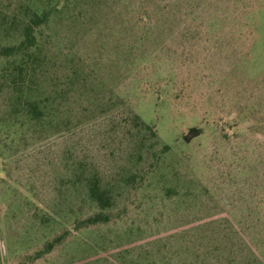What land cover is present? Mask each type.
<instances>
[{
    "label": "rangeland",
    "instance_id": "rangeland-1",
    "mask_svg": "<svg viewBox=\"0 0 264 264\" xmlns=\"http://www.w3.org/2000/svg\"><path fill=\"white\" fill-rule=\"evenodd\" d=\"M132 1L148 6L151 24L138 28L129 13L107 12L104 26L79 41L80 55L94 54L99 73L93 80L102 77L112 90H124L141 118L155 123L160 140L174 147L170 163L183 180L179 192L188 188L190 197L198 196H164L155 180H146L117 202L107 224L80 232L96 242L85 260L138 264L146 256V264H246L257 257L264 263V134L240 121L251 108L264 110V0ZM121 34L147 36L137 49L146 54L118 52ZM4 64L0 56V68ZM166 78L172 85L158 98ZM0 88L3 118L7 87ZM72 105L69 128L78 119L81 128L45 136L20 126L6 135L0 128V264H66L81 256L72 240L29 259L62 229L41 226L40 217L56 198L63 148L78 142L99 169L110 168L109 152L115 153L112 141L101 139L98 108L81 99ZM190 129L198 132L186 141Z\"/></svg>",
    "mask_w": 264,
    "mask_h": 264
},
{
    "label": "trees",
    "instance_id": "trees-1",
    "mask_svg": "<svg viewBox=\"0 0 264 264\" xmlns=\"http://www.w3.org/2000/svg\"><path fill=\"white\" fill-rule=\"evenodd\" d=\"M122 11L129 13V21L138 28L151 24L149 8L143 1L7 0L4 8L0 0V56L5 58L0 68V86L7 87L4 93L6 116L0 117V128L3 127L6 135L15 134L11 129L20 126L24 131L43 136L81 128L80 119L69 128L70 116L75 110L72 104L81 99L88 103L89 109L98 108L100 125H105L101 139L108 143L111 140L115 151L109 152L110 168L99 169L92 158L83 154L78 142L63 148L64 174L56 181V198L48 213L40 217L41 226L51 222L62 225V229L46 240L42 249L33 252L30 260L73 240L81 256L67 259L66 264H92L93 259H85L93 255L96 242L88 236H80V232L107 224L117 214L112 211L117 202L134 193L146 180H155L164 196L171 193L194 199L198 196L194 192L190 197L192 189L188 188L183 194L179 192L177 187H183V180L171 172L174 147L160 140L155 123L141 118L124 90H112L102 77L93 80L94 73H99L98 58L94 54L87 59L80 55L79 41L90 30L104 26L107 12ZM120 36L124 43L118 52L131 51L133 58L146 54V49L139 52L137 49L148 41L147 36ZM171 85L168 78L162 79L161 90L155 91L158 98L167 94ZM241 120L246 121L252 132L264 134V110L261 108H251ZM238 126L239 120L232 123V127ZM225 130L221 129L224 135ZM170 181L173 186L167 185ZM145 257L142 256L138 264H146ZM152 262L154 264L149 260L147 264ZM246 264L264 263L254 257L252 263Z\"/></svg>",
    "mask_w": 264,
    "mask_h": 264
},
{
    "label": "water",
    "instance_id": "water-1",
    "mask_svg": "<svg viewBox=\"0 0 264 264\" xmlns=\"http://www.w3.org/2000/svg\"><path fill=\"white\" fill-rule=\"evenodd\" d=\"M198 132L197 129H190L186 136H184V139L187 141L188 138L195 135Z\"/></svg>",
    "mask_w": 264,
    "mask_h": 264
}]
</instances>
